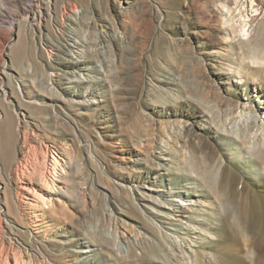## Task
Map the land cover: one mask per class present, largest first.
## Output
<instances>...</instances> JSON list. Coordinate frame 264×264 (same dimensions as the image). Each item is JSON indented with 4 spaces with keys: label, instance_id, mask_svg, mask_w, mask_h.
<instances>
[{
    "label": "rangeland",
    "instance_id": "1",
    "mask_svg": "<svg viewBox=\"0 0 264 264\" xmlns=\"http://www.w3.org/2000/svg\"><path fill=\"white\" fill-rule=\"evenodd\" d=\"M220 1L0 0V264H264V0Z\"/></svg>",
    "mask_w": 264,
    "mask_h": 264
},
{
    "label": "bare ground",
    "instance_id": "2",
    "mask_svg": "<svg viewBox=\"0 0 264 264\" xmlns=\"http://www.w3.org/2000/svg\"><path fill=\"white\" fill-rule=\"evenodd\" d=\"M221 2V7L222 8H224V9H226L227 10V12L228 11H230V4H232V3H236V4H238L237 2H238V0H221L220 1ZM244 3V2H243ZM250 3H251V6H250V8L251 9H253V11H258L259 10V7H254V5H252L253 4V0H250ZM241 10V9H240ZM252 11V10H251ZM239 13H240V18H239V32H240V34L243 36V37H248V35H249V28H248V21H247V19H245L246 18V16L245 15H242V12H240L239 11ZM238 15V14H237ZM239 16V15H238ZM229 22V21H228ZM114 28V27H113ZM73 43H76V42H73ZM73 45V44H72ZM252 46V45H251ZM262 50V49H261ZM70 52H74V51H72V50H70ZM252 52V51H251ZM256 52V51H255ZM73 54V53H72ZM75 54H77L76 52H75ZM74 55V54H73ZM78 54L77 55H75V57L74 58H77L78 59ZM250 58H252L251 59V62H253V59H255V62H258V63H262L264 60V58L262 59V57H260L259 55H252V57H250ZM264 63V62H263ZM76 64V63H75ZM235 75H236V77L238 78V79H242V77H243V73L241 72V71H239V70H236L235 69ZM51 75H53V73H51ZM22 80V79H21ZM24 81V80H23ZM23 84H24V82H22ZM22 88V87H21ZM21 88H19V90H21ZM67 90V89H66ZM22 91H23V89H22ZM6 94V93H5ZM23 114V113H22ZM24 115V114H23ZM20 122V121H19ZM4 125L6 126V128L8 129V128H10V120L9 119H7L6 118V121H5V123H4ZM53 160H54V163L52 164L53 166L55 165V164H57V160H56V158H54L53 157ZM46 161V160H45ZM43 165H44V170H43V172H42V179H41V186H39V190H40V192H38V191H36V189L35 188H29V187H27V186H22L21 187V189L24 191V193H25V195L27 194V201H28V203L29 204H31L32 205V207L33 208H35L36 209V207H39V205H44L47 201H50L51 199H52V194L53 193H55V191H52L53 189H52V184H51V182H50V180L47 178V175H49L48 174V172L49 171H51L50 170V167H49V165L47 164V162H45V163H43ZM52 167V166H51ZM53 168V167H52ZM154 206V205H153ZM148 207V206H147ZM152 210V209H151ZM165 212H167V211H165ZM35 214V213H34ZM170 214H172L171 212L169 213V215ZM37 224V223H36Z\"/></svg>",
    "mask_w": 264,
    "mask_h": 264
}]
</instances>
